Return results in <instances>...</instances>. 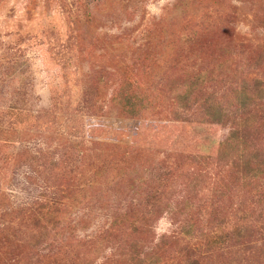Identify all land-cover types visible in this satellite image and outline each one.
<instances>
[{
    "label": "rangeland",
    "instance_id": "1",
    "mask_svg": "<svg viewBox=\"0 0 264 264\" xmlns=\"http://www.w3.org/2000/svg\"><path fill=\"white\" fill-rule=\"evenodd\" d=\"M242 112L264 0H0V264H264Z\"/></svg>",
    "mask_w": 264,
    "mask_h": 264
},
{
    "label": "trees",
    "instance_id": "2",
    "mask_svg": "<svg viewBox=\"0 0 264 264\" xmlns=\"http://www.w3.org/2000/svg\"><path fill=\"white\" fill-rule=\"evenodd\" d=\"M252 92H248V91H244L243 93V98L241 100V104L244 108H248L252 103L251 99H254V93L253 95L251 94ZM241 114H243L242 117L243 120L239 123H237V127H236V132H234L235 138L237 140H239L240 143V151L239 153L234 157V159L239 160L240 162H242L243 166H247V168H249V171L245 172L244 175L245 176H253L256 177L258 175H264V162H261L259 160L256 161V153H254L252 156H249L247 160L243 161V157H245L246 155H250L247 151L248 148V142H250V134L249 131H246L245 129H242V126L246 125V122L248 120H250L251 118L249 117L248 113L242 112ZM210 116L213 120H217L219 118H221L222 116V112L219 108H213L211 109V113ZM203 132L208 133V129L206 127H203V129H201ZM242 133V134H241ZM228 142L226 143L225 141L223 142V145L226 144V148H227V144H230V147L232 146V144H234V142L232 143L231 139L228 138ZM210 146L207 145V149ZM223 152H226V149H224ZM238 156V157H237ZM251 157L253 160H251Z\"/></svg>",
    "mask_w": 264,
    "mask_h": 264
}]
</instances>
